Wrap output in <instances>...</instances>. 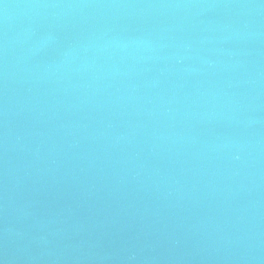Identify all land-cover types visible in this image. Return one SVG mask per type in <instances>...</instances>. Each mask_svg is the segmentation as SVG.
I'll return each mask as SVG.
<instances>
[{
  "label": "water",
  "instance_id": "water-1",
  "mask_svg": "<svg viewBox=\"0 0 264 264\" xmlns=\"http://www.w3.org/2000/svg\"><path fill=\"white\" fill-rule=\"evenodd\" d=\"M0 264H264V0H0Z\"/></svg>",
  "mask_w": 264,
  "mask_h": 264
}]
</instances>
